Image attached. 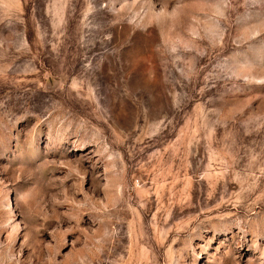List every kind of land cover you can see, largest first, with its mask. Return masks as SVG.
<instances>
[{
	"label": "rangeland",
	"instance_id": "rangeland-1",
	"mask_svg": "<svg viewBox=\"0 0 264 264\" xmlns=\"http://www.w3.org/2000/svg\"><path fill=\"white\" fill-rule=\"evenodd\" d=\"M0 264H264V0H0Z\"/></svg>",
	"mask_w": 264,
	"mask_h": 264
}]
</instances>
